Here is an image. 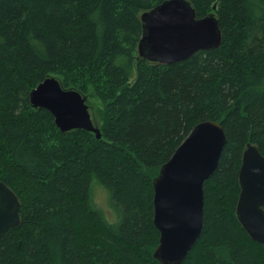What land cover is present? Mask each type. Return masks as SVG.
Masks as SVG:
<instances>
[{"label":"trees","instance_id":"obj_1","mask_svg":"<svg viewBox=\"0 0 264 264\" xmlns=\"http://www.w3.org/2000/svg\"><path fill=\"white\" fill-rule=\"evenodd\" d=\"M164 1L0 0V181L21 201L0 264H160L152 180L205 121L221 125L226 143L181 264H264L235 214L247 145L264 156V0H187L197 18L217 19L219 46L150 63L138 56L140 16ZM47 77L86 97L100 138L61 132L31 106L30 91ZM92 179L117 223L94 204Z\"/></svg>","mask_w":264,"mask_h":264},{"label":"water","instance_id":"obj_2","mask_svg":"<svg viewBox=\"0 0 264 264\" xmlns=\"http://www.w3.org/2000/svg\"><path fill=\"white\" fill-rule=\"evenodd\" d=\"M138 56L150 63L172 64L219 46L221 33L213 15L197 18L187 0H166L140 16ZM31 106L48 111L61 132L83 130L98 139L86 97L64 89L47 77L28 95ZM226 143L220 124H197L152 180L153 224L159 241L153 258L160 264H181L202 228L203 184L217 168ZM235 214L247 236L264 249V156L251 144L238 171ZM21 201L0 181V239L21 225Z\"/></svg>","mask_w":264,"mask_h":264},{"label":"rangeland","instance_id":"obj_3","mask_svg":"<svg viewBox=\"0 0 264 264\" xmlns=\"http://www.w3.org/2000/svg\"><path fill=\"white\" fill-rule=\"evenodd\" d=\"M260 90H264V81L263 83L259 86ZM94 101L96 100L95 98L93 99ZM92 102V101H91ZM98 105H93L94 111L96 112V108ZM90 111V110H89ZM91 115L93 116V121L96 123L98 118V114L93 113V110L91 109ZM91 116V117H92ZM95 185L92 191V198H93V202L94 204L99 208L102 218L107 222L110 223L108 220L109 216L112 215H116L118 217V211L117 209H115L111 203H110V196L109 193L103 188L101 187L100 184L97 183L96 179H92L90 182V186ZM95 197V199H94ZM97 201H99V203H97ZM117 213V214H116ZM119 221V218L117 219V221L115 223H117ZM112 224V223H110Z\"/></svg>","mask_w":264,"mask_h":264},{"label":"clouds","instance_id":"obj_4","mask_svg":"<svg viewBox=\"0 0 264 264\" xmlns=\"http://www.w3.org/2000/svg\"><path fill=\"white\" fill-rule=\"evenodd\" d=\"M94 199H95V197H94ZM97 203H99V201H97ZM117 219H118V217L115 214L108 217V220L110 223H115L117 221Z\"/></svg>","mask_w":264,"mask_h":264}]
</instances>
